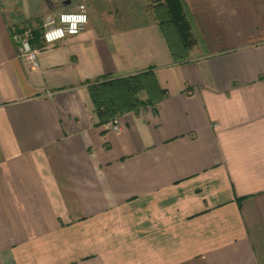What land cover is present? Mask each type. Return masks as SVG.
<instances>
[{
  "label": "crops",
  "instance_id": "obj_1",
  "mask_svg": "<svg viewBox=\"0 0 264 264\" xmlns=\"http://www.w3.org/2000/svg\"><path fill=\"white\" fill-rule=\"evenodd\" d=\"M145 72L114 132L90 87ZM0 264H264V0H0Z\"/></svg>",
  "mask_w": 264,
  "mask_h": 264
},
{
  "label": "trees",
  "instance_id": "obj_2",
  "mask_svg": "<svg viewBox=\"0 0 264 264\" xmlns=\"http://www.w3.org/2000/svg\"><path fill=\"white\" fill-rule=\"evenodd\" d=\"M160 24L172 28L176 43L184 47L180 38V27L177 20L180 13H169L167 10L154 8ZM186 25V24H185ZM37 36L35 37V40ZM145 92L147 100L141 101L139 94ZM162 96L156 85L152 72H145L136 76L106 80L90 87V97L96 114L104 124L109 123L117 116L138 110L146 102H156Z\"/></svg>",
  "mask_w": 264,
  "mask_h": 264
},
{
  "label": "built area",
  "instance_id": "obj_3",
  "mask_svg": "<svg viewBox=\"0 0 264 264\" xmlns=\"http://www.w3.org/2000/svg\"><path fill=\"white\" fill-rule=\"evenodd\" d=\"M66 14H81V9H78V10H76L74 12H63V13L58 14L55 17H51V16L47 17L46 20L50 19L53 22L50 23L48 25V27H45V23H44V28H43L42 37H41V41H42V43L44 45H52V44H54L56 42H59V41L65 39L66 37L75 36V35L79 34L84 29V27L88 24V21H89L88 15L83 10V14H85L87 16V23L79 24L76 34L75 35H70L68 33L69 25L66 24V23H61V20H60L61 15H66ZM56 28L64 29L65 34H64V36L62 38L55 39L51 43H49L44 38L45 33L48 32V31H51L53 29H56ZM13 39H14V42H15V44L17 46V49H18V57L20 59L25 60L29 64L31 69H34V65H35V69H37L39 67V55H40L41 52H40L39 49L35 48L33 46V44H32V40H33V31H32V29L25 28V29H22V30H15L13 32ZM25 44L30 45V49L29 50H25ZM34 50H38V53H35L33 60H29L28 57L30 55L34 54ZM110 123H111V129L114 132H119L121 130L120 126H118L115 123V120H111Z\"/></svg>",
  "mask_w": 264,
  "mask_h": 264
},
{
  "label": "clouds",
  "instance_id": "obj_4",
  "mask_svg": "<svg viewBox=\"0 0 264 264\" xmlns=\"http://www.w3.org/2000/svg\"><path fill=\"white\" fill-rule=\"evenodd\" d=\"M80 8H81V14H66V15H61L60 17L61 23H66L69 25L68 33L70 35L76 34L79 24L87 23V16L83 14L84 5H81ZM52 22L53 21H51L50 19H47L45 21V27H48V25ZM64 34H65L64 29L56 28L46 32L44 38L46 41L51 43L55 39L62 38ZM29 49H30V45L25 44V50H29ZM35 53H38V50H34V54L30 55L28 59L33 60ZM34 70H35V65H34Z\"/></svg>",
  "mask_w": 264,
  "mask_h": 264
},
{
  "label": "rangeland",
  "instance_id": "obj_5",
  "mask_svg": "<svg viewBox=\"0 0 264 264\" xmlns=\"http://www.w3.org/2000/svg\"><path fill=\"white\" fill-rule=\"evenodd\" d=\"M210 26H211V25H210ZM210 26H208V28H211ZM221 29H222V28H220V31H219V32L222 31ZM208 33L211 34V31H208ZM212 36H216V34H213Z\"/></svg>",
  "mask_w": 264,
  "mask_h": 264
}]
</instances>
